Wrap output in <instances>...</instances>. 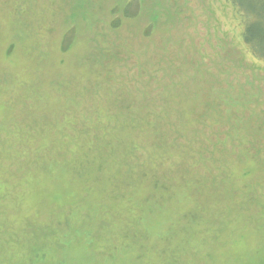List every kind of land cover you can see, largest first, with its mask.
Here are the masks:
<instances>
[{
  "label": "rangeland",
  "instance_id": "obj_1",
  "mask_svg": "<svg viewBox=\"0 0 264 264\" xmlns=\"http://www.w3.org/2000/svg\"><path fill=\"white\" fill-rule=\"evenodd\" d=\"M245 19L230 0H0V264H264Z\"/></svg>",
  "mask_w": 264,
  "mask_h": 264
},
{
  "label": "trees",
  "instance_id": "obj_2",
  "mask_svg": "<svg viewBox=\"0 0 264 264\" xmlns=\"http://www.w3.org/2000/svg\"><path fill=\"white\" fill-rule=\"evenodd\" d=\"M230 1L232 7L236 10L240 9L246 17V23L241 25V35L245 47L254 57L264 59V0H257L258 14L253 1L245 7L241 0Z\"/></svg>",
  "mask_w": 264,
  "mask_h": 264
}]
</instances>
